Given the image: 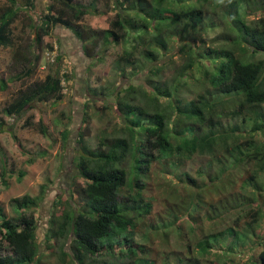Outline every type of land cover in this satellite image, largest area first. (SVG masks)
<instances>
[{
    "label": "trees",
    "instance_id": "16d2710c",
    "mask_svg": "<svg viewBox=\"0 0 264 264\" xmlns=\"http://www.w3.org/2000/svg\"><path fill=\"white\" fill-rule=\"evenodd\" d=\"M54 1L63 8L56 12V6H50V13L36 27L37 43L51 36L53 26L72 30L83 43L85 54L91 57L94 56L89 53L90 45L96 49L99 40L103 42L99 43L101 48L96 53L124 40L132 49L123 59L134 72L127 75L128 65L122 67L119 61L115 67L120 69L123 77L138 75L140 78L143 74L149 86L146 91L133 82L125 85L123 80L125 86L116 89L117 92L111 91L110 95L116 92L117 110L123 119L120 133L100 137L99 146L93 148L79 132L76 159L77 173L83 181L80 197L84 203L69 210H58L56 206L62 202V197L56 198L45 240L52 244L53 239L65 237L76 264H108L104 258L111 250L108 245H119L123 238L118 255L121 260L127 259L116 264H157L148 252H141L143 248L134 244L127 232L144 223L153 210L152 201L146 199L144 193L146 180L152 178L159 165L161 172L174 173V178L170 179L174 186L168 185L172 187V195L184 190L185 186L194 188L192 193L180 194L174 200L176 219L181 216L182 220H188L187 224L183 221L177 223L176 219L158 228L153 222L151 224L165 235L175 228L177 237L184 242V250L176 253V259L170 261L167 258L162 264H216L219 260L234 258L241 251L239 248L250 240L255 243L258 238L257 245H263L258 256L260 264H264V234L260 231L254 230L249 236L232 225L203 234L193 244L191 239L197 220L190 221L193 220L191 215L197 213L192 208L195 202L198 205L203 203L200 191L203 186L188 172L182 176L178 170L184 159H191L196 154H212L209 162H220L222 168L216 175L207 172L211 183L204 187L209 188L224 177L230 167L257 164L256 171L245 182L253 185L250 190L242 198L231 193L225 200L212 203L211 212L212 215L228 214L230 209H238L236 204L240 200L239 210H246L249 214L254 211L253 221L260 220V198L264 199V180L261 178H264V0H151L140 11L131 0H121L122 12L110 22L109 28H92L88 34L78 23L90 12L86 6L76 0ZM125 2L129 5L124 7ZM21 8L18 0H8L0 10V46H14L12 25ZM91 11L95 15L103 14L95 6ZM217 29V34L208 38ZM176 42L179 49L175 52L181 53L183 63L177 64L172 82L161 81L159 74L167 61L170 62L165 53L176 47ZM47 45L48 50H54L52 41ZM34 52V49L28 54L15 50V60L22 55L25 65L10 79L20 80L33 74L39 61ZM6 85L7 82L0 83L2 89ZM193 85L196 86L195 96L182 98L180 88L190 89ZM64 96L60 73H49L43 82L22 90L5 112L7 116L17 117L33 107L34 102L60 101ZM161 97L167 98L174 106L171 113L158 108L149 109L148 99L156 101ZM143 98L147 99L145 104L144 101L141 104ZM86 118L87 112L83 122ZM6 121V118H0V132L7 130ZM39 126L47 135L44 115H40ZM69 133V129L64 130L65 139ZM13 136L17 138L15 132ZM230 161H234L233 165L226 167ZM23 175L21 172L20 178ZM230 176L234 179L232 170ZM168 186L165 192H169ZM46 192V186L42 185L38 195L21 198L23 209L17 218L9 219L0 212L3 220L0 264H30L40 259L38 220L33 210L41 207ZM250 194H253L251 198ZM246 199H250L251 206V201L255 202L257 211L251 206L246 209ZM196 207L201 210L200 206ZM145 237L147 240L146 233Z\"/></svg>",
    "mask_w": 264,
    "mask_h": 264
},
{
    "label": "rangeland",
    "instance_id": "374dc122",
    "mask_svg": "<svg viewBox=\"0 0 264 264\" xmlns=\"http://www.w3.org/2000/svg\"><path fill=\"white\" fill-rule=\"evenodd\" d=\"M7 1L0 0V10L6 6ZM76 1L90 10L78 22L85 27L86 34L92 28L95 30L109 28L110 22L122 12L121 0ZM150 1L131 0L138 11L145 5H149ZM18 2L22 8L17 20L12 25L14 46H0V83L7 82L5 89L0 87V118H6L8 124L7 130L0 132V212L9 219L17 218L23 209L21 198L25 195H38L42 185H45L46 198L40 204V208L33 210L38 220L37 240L40 259L37 263L30 264H76L70 254L68 240L61 237L59 240L53 239L51 244L45 240V233L49 232L50 212L56 204V198L62 197V202L56 206L58 210L62 208L69 210L71 207L76 208L84 203L80 197V187L83 185V181L77 173L76 139L78 134L82 132L91 146L96 148L100 144V137L120 133L123 128V119L117 110L116 89L119 90L121 86L133 82L137 85L136 87L142 86L141 88L146 90L149 84L147 78L143 79V74L140 78L138 75L133 78L127 77L134 70L123 59L126 52L132 49L124 40L111 44L110 48L104 52L96 53L95 51L101 48L99 43L103 42L99 40L96 49L90 45L89 53L94 56L91 57L85 54L83 43L72 30L53 26L51 27V36L44 37L41 43H37L35 41L36 27H39L45 16L50 13V6L55 5V11L59 12L63 5L58 2L54 3V0H18ZM126 5L129 4L125 2L124 7ZM93 6L103 14L95 15L91 11ZM217 32L218 29L211 32L208 38L215 36ZM48 41H52L54 50H48ZM178 45L179 43L176 42V47H172L165 53V58L170 62L167 61L159 74L158 79L161 81L172 82L177 64L183 63L181 53L175 52V49H179ZM16 49L25 54L34 49L35 55L39 56L33 74L20 80L10 79L18 74L25 65L22 55L18 57V60H15ZM118 61L122 67L128 65L126 67L127 75L124 77L120 69L115 67ZM58 72L62 77L65 93L62 100L34 102L33 107L27 108L20 116H7L5 108L22 90L43 82L49 73ZM150 76H152L151 79H154L153 75ZM123 80H125V85L122 84ZM111 91L116 92L110 95ZM195 92L196 86L194 85L190 89L182 87L179 90V94H182L181 97L188 99L194 97ZM89 94H91L90 97ZM146 100L143 98L141 104L143 101L145 104ZM148 107L151 111L158 108L163 112L171 113L174 110V106L172 107L165 97H161L160 100L158 98L156 101L148 99ZM86 112L87 118L83 122ZM40 115H44L47 123V135L40 131ZM11 126L13 129H10ZM66 129L70 131L67 139L64 137ZM12 130L17 134V138L13 136ZM212 158V154H196L191 159H184L178 168L179 174L184 176L183 173L188 172L198 180L201 187L203 186L200 189L203 193V203L198 205L195 202L192 208V211L197 213L191 215L193 220L190 221L194 223V219L197 220L195 231L192 233L193 244L195 245L196 240L203 234L223 230L232 225H235L239 230H244L249 236H252L254 230L264 234L263 197L260 198L261 200L259 199L262 202L260 206L262 216L258 222L253 221L254 211L249 214L246 210H239L240 200L236 204L238 209H230L228 214L221 212L220 215H212L211 212L212 203L220 202L221 199L225 200V197L230 196L231 193H237L242 198L245 192L250 190L253 185L245 184V182L256 171L257 164L244 163L237 168L230 167L224 173V177L212 183L215 185H210L207 188L204 187L205 184L211 183L207 172L216 175L222 168L220 162H209ZM233 163L234 161H230L226 167ZM231 170L234 172V179L230 176ZM200 171L203 174H200ZM21 172H24V175L20 178ZM166 172L168 171L166 170ZM172 178H174V173L165 174L160 171L159 165L156 166L152 178L146 180L147 189L144 193L146 199L152 201L153 210L149 217L143 221L144 223L138 224L135 230L130 229L127 232L134 244L143 248L141 252H148V256L155 259L157 264H162L167 258L170 261L175 260L176 253H181L184 250V242L177 237L175 228H171L169 234L165 235L164 231L151 226L152 222L156 224V228L169 225L176 219L177 204L174 200H177L180 194L185 196L190 191L191 193L194 191V188L185 186L184 190L172 195L171 186H174L170 182ZM261 178L264 180L263 176ZM166 183L167 186L171 185L168 186L169 192H165ZM212 188L216 190H209ZM127 193L128 191L124 193L125 197ZM252 195L250 194V198ZM18 198L20 200L17 201ZM249 202L250 199H246V209L251 206ZM251 202V207L257 211L255 202ZM196 206H200L201 210L198 211ZM1 214L0 228L3 221ZM169 220L171 221L168 223ZM176 221L177 223L181 221L188 223V220H182L181 216ZM145 233L148 237L147 240ZM1 236L0 232V239ZM259 240L258 238L255 243L250 240L243 248H239L241 251L234 258L232 257L233 259L225 258L216 264H260L258 253L263 245L262 243L257 245ZM123 241L124 239L121 238L119 245H108L111 250L104 255L108 264H116V262L127 259L121 260L118 255L120 248L123 247ZM2 252L6 253V250L2 249Z\"/></svg>",
    "mask_w": 264,
    "mask_h": 264
}]
</instances>
